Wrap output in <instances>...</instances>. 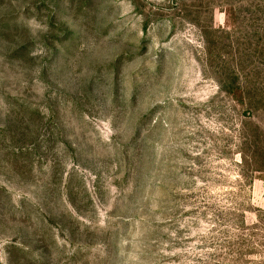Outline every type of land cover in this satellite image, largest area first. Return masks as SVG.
Wrapping results in <instances>:
<instances>
[{"label": "rangeland", "instance_id": "obj_1", "mask_svg": "<svg viewBox=\"0 0 264 264\" xmlns=\"http://www.w3.org/2000/svg\"><path fill=\"white\" fill-rule=\"evenodd\" d=\"M0 264H264V0H0Z\"/></svg>", "mask_w": 264, "mask_h": 264}, {"label": "trees", "instance_id": "obj_2", "mask_svg": "<svg viewBox=\"0 0 264 264\" xmlns=\"http://www.w3.org/2000/svg\"><path fill=\"white\" fill-rule=\"evenodd\" d=\"M244 86L242 87V92L244 94H247V98H251V100L254 98V93L256 91L255 84L252 81V78L250 76L245 77ZM252 102V101H251Z\"/></svg>", "mask_w": 264, "mask_h": 264}]
</instances>
